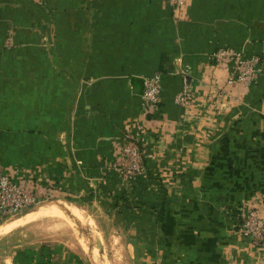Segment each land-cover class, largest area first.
<instances>
[{"label": "crops", "instance_id": "crops-1", "mask_svg": "<svg viewBox=\"0 0 264 264\" xmlns=\"http://www.w3.org/2000/svg\"><path fill=\"white\" fill-rule=\"evenodd\" d=\"M226 47L261 58L256 85L226 84L210 59ZM155 72L161 102L140 136L147 181L116 210L129 254L264 264V246L240 236L230 211L264 203V0H185L178 11L163 0H0L1 167L88 203L82 194L102 188L112 149L142 118L141 78ZM182 73L186 111L174 104Z\"/></svg>", "mask_w": 264, "mask_h": 264}, {"label": "rangeland", "instance_id": "rangeland-1", "mask_svg": "<svg viewBox=\"0 0 264 264\" xmlns=\"http://www.w3.org/2000/svg\"><path fill=\"white\" fill-rule=\"evenodd\" d=\"M121 137L112 149L111 161L105 169L107 172H111L108 171L109 168L118 161L117 151ZM142 148L143 146V172L137 178H142L145 182L147 177ZM0 169L19 180L15 171L3 169L1 164ZM116 173L117 180L112 188L108 187L105 178L102 188L91 189V192L82 194L81 198L88 203L79 206H76L78 204L75 199L80 197L78 194L60 190L51 181H36L26 175L20 178V181L33 185L42 198L32 208L0 220V264H27L20 260L25 258V253L33 254L25 258L28 264H61L67 249L72 251L73 258L66 264H143L142 255L140 259L133 253V257L129 254L128 228L124 227V223L116 215V210L127 202L131 192L121 199L122 191L129 186L134 187L132 183L137 178L130 180L122 176L119 179ZM88 181L93 182L94 177H89ZM98 197L101 202H97ZM44 211H49V214L40 218L35 216V213ZM42 248L45 250L41 251ZM39 251L44 254L41 255Z\"/></svg>", "mask_w": 264, "mask_h": 264}, {"label": "built area", "instance_id": "built-area-1", "mask_svg": "<svg viewBox=\"0 0 264 264\" xmlns=\"http://www.w3.org/2000/svg\"><path fill=\"white\" fill-rule=\"evenodd\" d=\"M174 10H180L185 0H163ZM9 35L7 42L10 41ZM210 59L226 70L228 76L226 84L247 89L256 85L262 76V61L258 56H245L241 51L232 48H218ZM141 107L142 118L125 128L117 151V162L111 165L108 171L116 173L130 180L139 177L142 169L141 135L150 125V119L157 112L161 102L162 83L161 74L158 72L141 78ZM193 102V94L186 73H182L180 91L174 97V104L182 110H188ZM153 123V122H152ZM134 130V131H133ZM138 135V136H137ZM42 195L33 186L24 181L15 180L0 169V220L32 208L40 202ZM264 203L258 197L257 201L241 204L237 208L240 217L238 233L250 242L256 249L264 246ZM224 264H235L227 261Z\"/></svg>", "mask_w": 264, "mask_h": 264}, {"label": "trees", "instance_id": "trees-1", "mask_svg": "<svg viewBox=\"0 0 264 264\" xmlns=\"http://www.w3.org/2000/svg\"><path fill=\"white\" fill-rule=\"evenodd\" d=\"M106 178V183H107V185H108V187L109 188H112L114 185H115V182H116V180H117V178H116V176H115V174L114 173H108L107 174V176L105 177ZM132 183V182H131ZM143 183H144V181H143V179L141 178V179H139V178H137L136 180H135V182H133L132 184L134 185V187H132V186H129V187H127L124 191H122V189H121V191H122V193H121V199H123V198H126L125 196L126 195H128V193H129V191H135V190H133V189H137V191H139V190H142V187H143ZM240 206V205H239ZM239 206H235V207H233V206H231L230 207V211H233L234 209L236 210V212H237V208L239 207ZM233 207V208H232ZM42 250H45L44 248H42L41 249V251ZM40 251V252H41ZM42 254H44V253H42L41 252V255Z\"/></svg>", "mask_w": 264, "mask_h": 264}, {"label": "bare ground", "instance_id": "bare-ground-1", "mask_svg": "<svg viewBox=\"0 0 264 264\" xmlns=\"http://www.w3.org/2000/svg\"><path fill=\"white\" fill-rule=\"evenodd\" d=\"M58 209H59V208H58ZM48 212H49V211H48ZM56 213H57V212H56ZM40 214H41L40 216L43 217L44 215H47V214H49V213H43V212H42V213H40ZM59 214H60V213H59ZM62 217H63V216H62Z\"/></svg>", "mask_w": 264, "mask_h": 264}]
</instances>
